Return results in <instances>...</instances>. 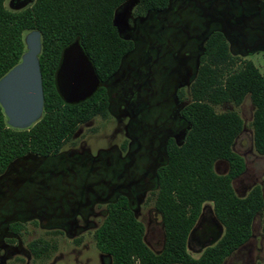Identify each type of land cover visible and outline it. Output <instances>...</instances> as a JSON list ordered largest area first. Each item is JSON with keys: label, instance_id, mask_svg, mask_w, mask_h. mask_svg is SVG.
Instances as JSON below:
<instances>
[{"label": "rangeland", "instance_id": "1", "mask_svg": "<svg viewBox=\"0 0 264 264\" xmlns=\"http://www.w3.org/2000/svg\"><path fill=\"white\" fill-rule=\"evenodd\" d=\"M22 1L5 0L4 7L19 12L31 7L35 0L25 4ZM137 7V0H129L114 13L113 23L120 37L130 40L133 49L107 81V117H95L80 125L55 156L29 155L7 170L6 181L0 185L2 195L5 192L4 197L0 196V264H111L110 257L97 250L93 238L106 216V203L97 195L104 197L108 186L86 185L98 182L102 175L108 176L107 165L118 155L124 156L135 138L144 146L140 151L147 157L163 152L167 139L178 145L183 142L189 126L180 111L190 100V86L212 33H222L231 55L252 61L264 77V46H240L247 41L251 47L252 41L264 33L232 30L231 24L233 17L241 13L261 14L264 0H175L168 11L141 14H137ZM217 12L223 14L221 20L227 22L224 26L211 22L212 14ZM262 18L261 14L255 22ZM201 33L205 36L198 38ZM215 109L236 110L243 121V131L233 150L243 158L245 170L233 182L235 194L245 197L254 186H261L264 194V156L257 155L253 148L254 107L249 97L239 107L223 104ZM136 146L137 143L133 148ZM214 170L223 175L228 165L217 162ZM121 175L123 170L114 172L116 180ZM155 194L156 190L138 195L130 201V207L144 226L146 243L159 251L164 234L161 216L154 208ZM87 196L89 202L85 200ZM202 213L207 220H213V204L205 203ZM12 225L21 228L14 231ZM32 243L42 249L38 258L30 248ZM188 252L198 258L202 249L192 241ZM263 260L264 235L258 215L251 238L224 264H261Z\"/></svg>", "mask_w": 264, "mask_h": 264}, {"label": "trees", "instance_id": "2", "mask_svg": "<svg viewBox=\"0 0 264 264\" xmlns=\"http://www.w3.org/2000/svg\"><path fill=\"white\" fill-rule=\"evenodd\" d=\"M128 1L35 0L31 7L12 12L5 9V0H0V80L26 52L24 35L37 31L43 89L42 115L30 128L9 127L0 105V178L26 156H55L80 125L95 117H107L105 82L133 49V43L121 38L113 23L116 9ZM137 1L136 12L141 14L163 11L170 0ZM74 41L82 46L100 85L89 99L69 105L58 94L55 74L62 51ZM189 95V102L180 111L189 128L180 145L172 139L167 142L166 164L157 173L154 208L162 219L163 247L158 253L147 247L143 224L135 218L127 200L119 198L107 207L105 218L93 233L97 250L110 257L111 264H223L249 238L258 213L263 217L264 232L260 186L244 198H239L233 188V182L245 170L243 158L233 150L243 131L242 118L236 110L215 109L223 104L239 107L249 97L254 107L253 148L257 155L264 156V77L252 61L233 57L224 35L214 32L205 42ZM217 162L227 163L225 174L215 172ZM205 203L213 204L224 234L194 259L187 253L186 241ZM19 228L21 225L11 226L14 231ZM30 248L35 257H40V247L32 243Z\"/></svg>", "mask_w": 264, "mask_h": 264}, {"label": "water", "instance_id": "3", "mask_svg": "<svg viewBox=\"0 0 264 264\" xmlns=\"http://www.w3.org/2000/svg\"><path fill=\"white\" fill-rule=\"evenodd\" d=\"M24 41L26 52L20 63L0 80V105L9 127L18 130L33 126L43 110L39 32H30ZM55 84L59 96L69 105L89 99L98 89L100 79L78 41L62 51Z\"/></svg>", "mask_w": 264, "mask_h": 264}, {"label": "flooded vegetation", "instance_id": "4", "mask_svg": "<svg viewBox=\"0 0 264 264\" xmlns=\"http://www.w3.org/2000/svg\"><path fill=\"white\" fill-rule=\"evenodd\" d=\"M28 1L29 0H23L22 3L25 4ZM173 3H175V0H170L169 5L166 8V10L158 11V12L168 11ZM248 6H250V5H248ZM252 6H251L250 10L253 9ZM261 12H262L261 14H262L263 18L260 22H255V19H257L258 16L261 15L259 13V11L249 13V14L241 13L240 15L234 16L233 17L234 21H231L233 29L232 28L231 29L232 30L242 29V31L244 29H247L248 31H254V32L256 30L260 34H261V32L264 33V8H263V11H261ZM222 16H223V14H219L218 12L216 14H212L211 18H213V19L211 20V22H213L215 20V21H217V24L220 23L221 26H224L225 23H227V22L225 21L223 23V20H221ZM208 23H210V21H208ZM242 31H240L239 33L242 34ZM231 32L232 31L229 32L230 35H231ZM204 36H205L204 33H201V35L198 38H203ZM247 44H248L247 41H245V43H242L240 46L242 48L247 47L250 49L260 47V46H264V36L254 39L252 41L251 47ZM107 81L105 82V86L107 84ZM168 141H169V139L166 140V144L164 146V151L161 152L158 156L147 157V155L143 151H140V150H143L144 146L138 141L137 138H135L130 149H128V151H126L124 156L118 155V157L115 160L112 159V162L110 164H108L109 166L107 165V168H105L107 173H108V176L106 175L107 177L105 175H102V178H99L98 182L86 185V187H90V186H96V185H100V184L101 185L107 184L108 187H106V188L108 190L106 192H108V193H106V195L104 197L97 195V198L99 201L106 203V213H107V207L111 203H114L119 198H125L129 204V206H130V201L132 199L138 197V195H141L144 193H150V192H153L155 190L157 191V187H158L157 173H158V170L166 164V160H167L166 145H167ZM135 143H137V146L135 148H133ZM143 160H145L146 162ZM143 162H145V167H143ZM98 168H99V166H97V168L94 167L93 169L96 170ZM119 170H123V175L117 177V179L118 180L120 179V181L116 180V178L114 177V172L119 171ZM7 172L8 171H6V173L0 178V185H2V186H3L4 182L6 181L7 177H5V175L7 174ZM131 172H132V175L130 174ZM58 173L61 174L62 171H59ZM17 177L18 176H15L14 179H17ZM99 177H101V176H99ZM105 178H107V180H105ZM263 185H264V183H263ZM260 188H261V186H260ZM261 193H262V198L264 201V194H263L262 188H261ZM0 196L4 197L5 192H4V195H2V193L0 192ZM88 198H89L88 196L85 198V200H87L86 202H89ZM239 198H244V197H239ZM258 215L261 216L262 233L264 235L263 217H262L261 213H258L254 216V218L252 220L251 233H250L249 238L240 247H238L233 253L238 251L251 238L252 229H253V222H254L256 216H258ZM54 216H56V215H54ZM161 224H162V219H161ZM163 234H164V231H163ZM223 234H224V227L216 219L215 215H214L213 220L212 219L207 220L201 211V214H200L196 224L194 225V227L192 228V230L190 231V233L188 235V238L186 241L187 253L192 257V255L188 252V247H189L190 242H192V241L195 242L196 245L199 247V249H202V253H203L207 248L214 246L218 241H220ZM143 241L147 245V247L151 251H153L145 241V231H144ZM163 244H164V237H163ZM163 244H162V247H163ZM162 247H161V249H162ZM161 249L159 251H153V252L158 253L161 251ZM202 253H201V255H202ZM192 258H194V257H192ZM198 258H194V259H198ZM263 262H264V260L261 262V264Z\"/></svg>", "mask_w": 264, "mask_h": 264}]
</instances>
